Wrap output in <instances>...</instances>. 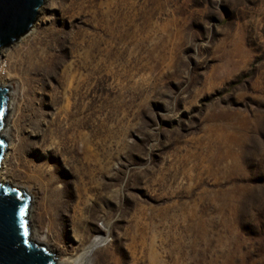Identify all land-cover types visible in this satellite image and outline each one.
<instances>
[{
	"label": "rangeland",
	"instance_id": "1",
	"mask_svg": "<svg viewBox=\"0 0 264 264\" xmlns=\"http://www.w3.org/2000/svg\"><path fill=\"white\" fill-rule=\"evenodd\" d=\"M40 4L0 48V178L28 196L39 244L264 264V0Z\"/></svg>",
	"mask_w": 264,
	"mask_h": 264
},
{
	"label": "water",
	"instance_id": "2",
	"mask_svg": "<svg viewBox=\"0 0 264 264\" xmlns=\"http://www.w3.org/2000/svg\"><path fill=\"white\" fill-rule=\"evenodd\" d=\"M42 0H0V48L24 34ZM7 88L0 86V128ZM5 142L0 135V161ZM28 196L23 190L0 182V264H57L55 256L41 244L28 240L26 212Z\"/></svg>",
	"mask_w": 264,
	"mask_h": 264
},
{
	"label": "bare ground",
	"instance_id": "3",
	"mask_svg": "<svg viewBox=\"0 0 264 264\" xmlns=\"http://www.w3.org/2000/svg\"><path fill=\"white\" fill-rule=\"evenodd\" d=\"M40 8H39V12H40ZM0 86H4V83L1 81H0ZM13 109H14L13 100L8 98V96H7V100H6V104H5V113H4V116H5V114H6V116H5V118L3 116V123H2V126L0 128V135L3 136V139L7 140L9 145H11L12 137H13V134H12V129H13L12 119L13 118H11V112ZM4 152L5 153L3 154V157L0 161V164L2 163V161H4V159L8 155V152H6V151H4ZM1 181H2V179L0 178V182ZM38 214L39 213H37V216H38ZM25 218L27 219V225L29 226V229H27L28 240L39 244L41 241L36 239V233L34 230L33 219L31 217V210L29 209V207H27V212H26ZM100 242H101L100 238L92 239L91 243L87 247H85L84 249H82L79 252H76V253L68 256L67 258L58 256V253H56V251L53 247H48V248H49V250L55 252V254H53L55 256L54 262L57 264H85L86 260L88 259L91 252H93L95 254L93 257L92 264H101V263L104 264L103 262H101V263L96 262V260L98 261V259L96 256L97 251L95 250V248L97 247L96 245H98ZM95 256H96V259H95Z\"/></svg>",
	"mask_w": 264,
	"mask_h": 264
}]
</instances>
